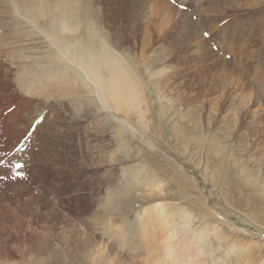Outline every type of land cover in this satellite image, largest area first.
<instances>
[{
    "label": "rangeland",
    "instance_id": "obj_1",
    "mask_svg": "<svg viewBox=\"0 0 264 264\" xmlns=\"http://www.w3.org/2000/svg\"><path fill=\"white\" fill-rule=\"evenodd\" d=\"M0 160V264H169L185 223L199 264H264V0H0Z\"/></svg>",
    "mask_w": 264,
    "mask_h": 264
},
{
    "label": "bare ground",
    "instance_id": "obj_2",
    "mask_svg": "<svg viewBox=\"0 0 264 264\" xmlns=\"http://www.w3.org/2000/svg\"><path fill=\"white\" fill-rule=\"evenodd\" d=\"M91 69H93V68H91ZM118 89H120V88H118ZM111 90H112V88H111ZM120 92H121V90H120ZM130 100H131V98H130ZM180 138L187 140V142L190 141L189 140L190 138H188L187 136L185 137V136L181 135ZM230 173H231L230 171H229V173L226 172L224 174V178L228 182H230L231 185H234L235 179H233V175ZM226 177H228V179ZM149 184H150V182H149ZM149 184H147V185H149ZM136 187L139 188V184H137L136 182L134 183L130 180H125V181H122V185L116 186V188H114V189L112 188L109 191V193L106 195V197L104 198L105 203H104V207L101 208L102 213H104L107 216H112L114 213H116V212H114L116 209L121 211V215L128 213V211L125 212V210L123 211V209L124 208L126 209V205L128 204V197L134 193ZM154 210L149 209L147 211L148 214H144L146 216L141 218V223L139 224V226L137 224H133V223L129 224L127 222L126 217H125V221H124V219H121V222L119 223L118 228H116L114 231L110 232L109 234H111V237L113 238V240H115V239L120 240L119 244L121 245V247L125 246L128 250H133V249H135V247L136 248L139 247L141 240H142V237H144V236L145 237L146 236L151 237L152 235L157 236L158 233L155 232V229H161L162 228V224L164 223L163 215L161 214V212L156 213V210L155 211ZM121 215H118V216H121ZM185 218L187 219L188 215H185ZM160 225H161V227H160ZM166 228L167 227H163V230L161 231V232L164 231V237H162L161 241L164 243L163 249L166 250L165 256L168 257L169 259L172 258L171 263H169V264H189L190 262H191L190 264H192V263L193 264H199L198 261L201 259L202 256L206 255L207 252L204 251L203 248H200V246L196 244V242H198V240H194L192 238V236H188V235L186 236L185 233H187L186 231L188 229H186V228H188V225H186V223H185L184 225H181L178 227L174 225L173 227L168 228L169 230ZM194 242H195V244L193 245ZM172 243H175L176 247H173L174 245ZM135 250H138V249H135ZM32 251L34 252V257H35L32 260L34 264H46V262H47L46 259L49 258L51 251H48V250H46L42 247H39L37 245H35L32 248ZM79 251H78V249H75L73 251H68V252L70 254H72V256H74L75 258L80 256L79 258H77L76 261L80 264H85L86 261L84 259L87 258L86 257L87 251L83 250V251H81L82 253L80 252V254H79ZM113 251L114 250L112 248L109 249L110 253H113ZM153 254L157 255L158 251L156 250L155 252H153ZM184 255H185V257H188V259L181 260L182 256H184ZM81 256L84 258H81ZM78 259H80V260H78ZM106 259L107 258L106 257L104 258V256H102V254H101L99 257L93 258V260H91V263L92 264H107ZM174 259H175V262L172 263V261ZM62 260H63L62 258L57 257L56 260H54V263L59 264V263L63 262ZM51 263L52 262L50 261L49 264H51ZM128 264H130V263H128Z\"/></svg>",
    "mask_w": 264,
    "mask_h": 264
},
{
    "label": "snow or ice",
    "instance_id": "obj_3",
    "mask_svg": "<svg viewBox=\"0 0 264 264\" xmlns=\"http://www.w3.org/2000/svg\"><path fill=\"white\" fill-rule=\"evenodd\" d=\"M173 3H176V0H173ZM180 8H181V10H186L187 6L184 5V4H180ZM204 36L208 37L209 33L205 32ZM212 47H213V49H216V45L215 44H213ZM3 163H4V161L0 160V164H3ZM12 167L16 168L17 170H22L24 168V165L21 164V163H16V164L12 165ZM15 175L16 176H21L22 175V171H17L15 173Z\"/></svg>",
    "mask_w": 264,
    "mask_h": 264
}]
</instances>
